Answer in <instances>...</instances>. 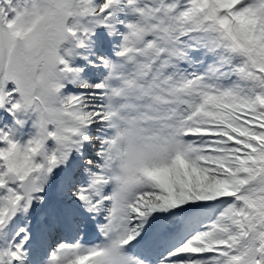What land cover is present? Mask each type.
Instances as JSON below:
<instances>
[{"label": "snow or ice", "instance_id": "obj_1", "mask_svg": "<svg viewBox=\"0 0 264 264\" xmlns=\"http://www.w3.org/2000/svg\"><path fill=\"white\" fill-rule=\"evenodd\" d=\"M0 264H264V0H0Z\"/></svg>", "mask_w": 264, "mask_h": 264}]
</instances>
